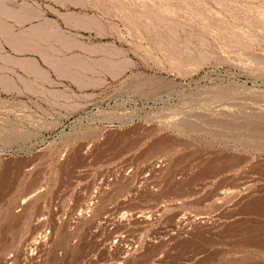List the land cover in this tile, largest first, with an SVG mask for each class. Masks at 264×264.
Listing matches in <instances>:
<instances>
[{"label": "rangeland", "instance_id": "1", "mask_svg": "<svg viewBox=\"0 0 264 264\" xmlns=\"http://www.w3.org/2000/svg\"><path fill=\"white\" fill-rule=\"evenodd\" d=\"M0 264H264V0H0Z\"/></svg>", "mask_w": 264, "mask_h": 264}, {"label": "bare ground", "instance_id": "2", "mask_svg": "<svg viewBox=\"0 0 264 264\" xmlns=\"http://www.w3.org/2000/svg\"><path fill=\"white\" fill-rule=\"evenodd\" d=\"M131 65V64H130ZM134 65V64H133ZM167 70V69H166ZM166 70L165 71H163V70H160V69H153V68H146V69H144V72H142V73H144V77H143V81H145L151 88H158V89H163V87L162 86H164V85H166V83H170V81H172V77H171V75L173 74H171V73H169V72H166ZM124 72V71H123ZM142 81V80H141ZM142 81V82H143ZM239 84V83H238ZM168 85V84H167ZM166 85V86H167ZM245 85V84H244ZM165 86V87H166ZM238 86V85H237ZM161 87V88H160ZM164 87V88H165ZM240 87V86H239ZM235 88V87H234ZM154 89V90H155ZM158 89H156V90H158ZM166 89H167V87H166ZM229 89V88H228ZM244 89V88H243ZM155 90V91H156ZM253 90V89H252ZM245 91H247V89H245ZM251 91V90H250ZM235 94V93H234ZM238 94V93H237ZM246 95V94H245ZM261 99V98H260ZM259 100V99H258ZM255 104V103H254ZM258 104V103H257ZM38 123V122H37ZM79 149H81L80 147H79ZM153 167V166H152ZM154 169V168H153ZM155 170V169H154ZM118 246V245H117ZM130 248V247H129ZM27 251V250H26ZM124 251V250H123ZM26 256H27V254H26ZM28 257V256H27ZM28 260V259H27Z\"/></svg>", "mask_w": 264, "mask_h": 264}]
</instances>
